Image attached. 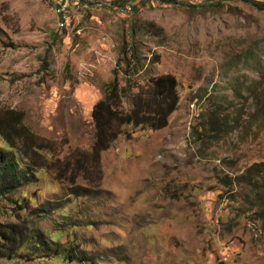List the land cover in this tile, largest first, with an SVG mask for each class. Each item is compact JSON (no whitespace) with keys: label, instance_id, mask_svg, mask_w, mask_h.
I'll list each match as a JSON object with an SVG mask.
<instances>
[{"label":"rangeland","instance_id":"1","mask_svg":"<svg viewBox=\"0 0 264 264\" xmlns=\"http://www.w3.org/2000/svg\"><path fill=\"white\" fill-rule=\"evenodd\" d=\"M132 45L144 59L139 86L177 81L167 126H124L101 154L98 186L37 169L38 181L0 199V228L24 221L77 253L68 262L23 249L31 260L0 264H264V168L256 182L247 173L264 163V10L239 0H137L131 13L0 0V107L21 111L60 159L89 151L92 107L114 72L124 85L118 62ZM42 205L54 212L32 215ZM62 215L75 226H59Z\"/></svg>","mask_w":264,"mask_h":264},{"label":"trees","instance_id":"2","mask_svg":"<svg viewBox=\"0 0 264 264\" xmlns=\"http://www.w3.org/2000/svg\"><path fill=\"white\" fill-rule=\"evenodd\" d=\"M239 1L264 10V0ZM143 61L138 48L132 45L129 54L125 52L118 62L124 85H120L121 79L114 72L104 97L93 105L94 141L89 151L74 148L60 159L56 156V143L31 132L24 125L21 111L0 107V199L10 197L25 185L38 181L37 169L51 171L59 182L63 180L73 185L81 178L98 186L102 178L101 154L123 133L124 126L147 127L152 131L165 128L179 103L178 84L172 75L164 74L151 77L143 87L139 86L138 76L145 67ZM127 97L130 98V106L125 109L123 99ZM41 152H46L50 159ZM20 160L26 161V166L20 167ZM263 168L264 163L253 165L247 171L250 173L248 181L256 182L253 177L260 176ZM48 212L52 213L54 209L46 210L42 205L32 215L48 217ZM68 216L62 215L58 225L75 226L70 223L72 217ZM0 237L1 258L31 260L30 255L20 253L23 249L33 256L38 252L48 258L60 255L68 262L77 258V253L70 254L65 247L48 239L41 229H29L24 221L0 228ZM34 249L36 253H33ZM82 259L86 260V257Z\"/></svg>","mask_w":264,"mask_h":264},{"label":"built area","instance_id":"3","mask_svg":"<svg viewBox=\"0 0 264 264\" xmlns=\"http://www.w3.org/2000/svg\"><path fill=\"white\" fill-rule=\"evenodd\" d=\"M48 2H54V0H47ZM75 4H78L79 2H84V0H72ZM92 4L97 8L102 9H113L122 11L125 13H131L135 2L137 0H91ZM58 6V5H56ZM58 12H62V18H64L65 11L63 8L59 7Z\"/></svg>","mask_w":264,"mask_h":264}]
</instances>
